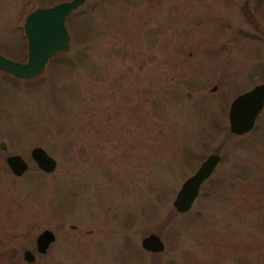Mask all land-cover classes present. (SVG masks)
I'll use <instances>...</instances> for the list:
<instances>
[{
    "label": "rangeland",
    "instance_id": "1",
    "mask_svg": "<svg viewBox=\"0 0 264 264\" xmlns=\"http://www.w3.org/2000/svg\"><path fill=\"white\" fill-rule=\"evenodd\" d=\"M59 1L0 0V54L24 61L25 14ZM65 24L70 47L41 74L0 70V251L72 224V264H264V105L242 135L226 117L264 81V0H84ZM210 153L212 175L176 212ZM6 154L26 161L20 176ZM151 232L162 251L140 247Z\"/></svg>",
    "mask_w": 264,
    "mask_h": 264
},
{
    "label": "water",
    "instance_id": "2",
    "mask_svg": "<svg viewBox=\"0 0 264 264\" xmlns=\"http://www.w3.org/2000/svg\"><path fill=\"white\" fill-rule=\"evenodd\" d=\"M83 2L84 0H67L28 11L21 24L26 48L25 60L15 61L0 54V68L21 79H29L41 74L53 55L68 51L70 37L65 18L72 9ZM214 88L215 86L211 87L212 90ZM263 104L264 81L236 94L228 103L226 111L229 132L242 135L250 131ZM4 149L5 143L1 141L0 150ZM29 156L41 171L49 173L54 170L55 159L42 147H32ZM219 159L218 153L208 154L181 182L171 201L176 212L188 210L197 196L200 183L210 175ZM5 163L10 172L16 176H20L27 169L26 161L19 154L7 155ZM49 235V231H43L38 239L47 238ZM140 246L150 252H160L163 249L160 237L152 232L140 240Z\"/></svg>",
    "mask_w": 264,
    "mask_h": 264
},
{
    "label": "flooded vegetation",
    "instance_id": "3",
    "mask_svg": "<svg viewBox=\"0 0 264 264\" xmlns=\"http://www.w3.org/2000/svg\"><path fill=\"white\" fill-rule=\"evenodd\" d=\"M64 1H67V0H64ZM59 2H61V1H59ZM82 4H80V5H82ZM51 5H53V4H51ZM80 5H78V6H80ZM47 6H50V5H47ZM47 6L41 5L38 7H47ZM77 7H75V8H77ZM35 8H37V7H35ZM74 9H72L71 11H73ZM68 14H67V16H68ZM65 20H66V18H65ZM57 54H63V53H57ZM57 54H55V55H57ZM0 70L5 71L1 68H0ZM5 72L8 73L7 71H5ZM4 150H2V151H4ZM7 155H10V154L5 155L4 161H5V158ZM214 168H213L212 172L210 173V175L207 178H205L200 183V185L212 175ZM198 192H199V190H198ZM197 195H198V193H197ZM195 198H194V200H195ZM194 200H193V202H194ZM193 202H192V204H193ZM192 204H191V206H192ZM191 206L188 208V210L191 208ZM188 210H186V211H188ZM186 211H184V212H186ZM184 212H178V213H184ZM74 229H75V226L72 224H69L65 229L51 227V226H43V227L39 228L38 230H36L31 236H30L29 231L26 230L22 234L23 236H25L24 238L26 240H23V242L18 244L17 245L18 248H15L14 246H12L11 249L5 250L3 252L0 251L1 252L0 253V264H72V263H74L72 260L65 259L67 254H68L67 248L70 245L69 243L71 242V239L67 235L66 231L67 230L72 231ZM43 231H49L50 235L47 238L38 239L39 235ZM85 232H88V231L86 230ZM139 244H140V242H139ZM53 245H55V247H56L54 250H52ZM163 248H164V244H163ZM144 251H146V250H144ZM146 252L156 253V252H150V251H146ZM75 264H78L77 261L75 262Z\"/></svg>",
    "mask_w": 264,
    "mask_h": 264
}]
</instances>
